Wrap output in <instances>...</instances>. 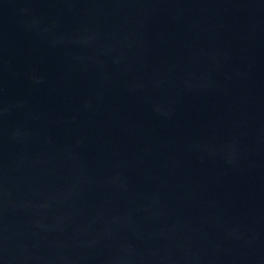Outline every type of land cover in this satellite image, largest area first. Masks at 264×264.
Here are the masks:
<instances>
[{"label": "water", "instance_id": "water-1", "mask_svg": "<svg viewBox=\"0 0 264 264\" xmlns=\"http://www.w3.org/2000/svg\"><path fill=\"white\" fill-rule=\"evenodd\" d=\"M0 264H264V0H0Z\"/></svg>", "mask_w": 264, "mask_h": 264}]
</instances>
